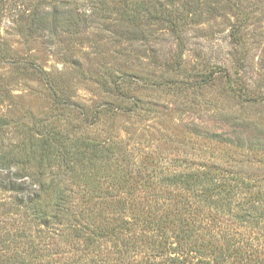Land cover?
Segmentation results:
<instances>
[{
  "label": "rangeland",
  "instance_id": "1",
  "mask_svg": "<svg viewBox=\"0 0 264 264\" xmlns=\"http://www.w3.org/2000/svg\"><path fill=\"white\" fill-rule=\"evenodd\" d=\"M14 5H0V46L11 52L0 64V118L8 124L0 136L7 145L34 119L80 126L115 155L113 166L152 174L155 183L208 166L241 170L251 182L264 183V0H192L169 7L175 26L141 25L134 42L102 30L98 19L76 34L25 36ZM38 70L53 78L56 90L38 78ZM0 206V240H7L0 245V264L43 262L32 257L21 233L31 236L36 250L46 245L43 264H74L79 257L74 241L56 239L49 227L22 229L28 227L22 208L7 193L0 192ZM212 217L190 238L202 255L214 250L227 257L220 264H264L261 227L218 212ZM99 249L114 258L110 245Z\"/></svg>",
  "mask_w": 264,
  "mask_h": 264
},
{
  "label": "trees",
  "instance_id": "2",
  "mask_svg": "<svg viewBox=\"0 0 264 264\" xmlns=\"http://www.w3.org/2000/svg\"><path fill=\"white\" fill-rule=\"evenodd\" d=\"M5 2L0 0V5ZM190 3L192 0H14V10L25 36L76 34L78 28H88L98 19L102 30L112 29L126 42H134L141 25L175 26L178 18L169 7ZM81 5L86 8L83 12ZM6 53L11 52L0 46V64L8 63ZM22 65L27 68V63ZM36 72L49 89L56 90L52 77L42 70ZM3 85L0 82V103L5 101ZM4 121L0 118L2 128L8 125ZM27 123L21 125V138L14 145H7L0 136V192L22 208L23 224L28 225L22 229L33 231L35 223L49 227L58 240L71 238L79 253L74 264H220L226 256L214 250L202 255L190 241L196 225L201 226L204 218H213L216 212L264 231V183L251 182L241 170L192 168L162 176L155 183L152 174L133 172L127 165L113 166L115 155L108 153L103 142L85 135L80 126L60 127L34 119ZM20 237L33 250L32 257H49L46 245L36 250L29 234ZM6 241L0 240V245ZM106 245L114 249L112 260L99 254V248ZM166 250H171L169 255Z\"/></svg>",
  "mask_w": 264,
  "mask_h": 264
}]
</instances>
